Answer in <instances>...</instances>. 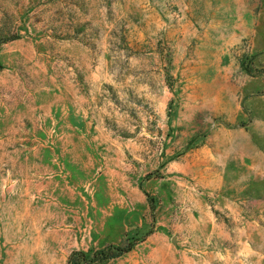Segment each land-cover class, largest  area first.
<instances>
[{
    "label": "rangeland",
    "instance_id": "374dc122",
    "mask_svg": "<svg viewBox=\"0 0 264 264\" xmlns=\"http://www.w3.org/2000/svg\"><path fill=\"white\" fill-rule=\"evenodd\" d=\"M264 264V0H0V264Z\"/></svg>",
    "mask_w": 264,
    "mask_h": 264
},
{
    "label": "trees",
    "instance_id": "16d2710c",
    "mask_svg": "<svg viewBox=\"0 0 264 264\" xmlns=\"http://www.w3.org/2000/svg\"><path fill=\"white\" fill-rule=\"evenodd\" d=\"M136 242L121 245H107L100 249L74 250L69 255L66 264H97L106 263L134 249Z\"/></svg>",
    "mask_w": 264,
    "mask_h": 264
}]
</instances>
